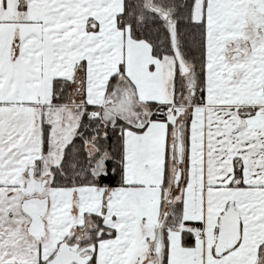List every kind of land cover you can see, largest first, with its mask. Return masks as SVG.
<instances>
[{
    "label": "snow or ice",
    "instance_id": "snow-or-ice-1",
    "mask_svg": "<svg viewBox=\"0 0 264 264\" xmlns=\"http://www.w3.org/2000/svg\"><path fill=\"white\" fill-rule=\"evenodd\" d=\"M0 264H264V0H0Z\"/></svg>",
    "mask_w": 264,
    "mask_h": 264
}]
</instances>
